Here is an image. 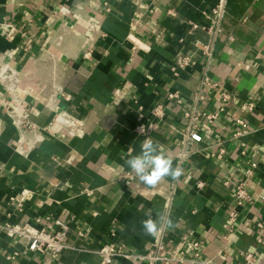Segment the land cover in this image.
I'll list each match as a JSON object with an SVG mask.
<instances>
[{
  "label": "crops",
  "instance_id": "1",
  "mask_svg": "<svg viewBox=\"0 0 264 264\" xmlns=\"http://www.w3.org/2000/svg\"><path fill=\"white\" fill-rule=\"evenodd\" d=\"M217 1L0 0V58L13 51V63L21 69L18 94L33 110L36 126L22 134L5 110L9 94L0 86V222L59 217L69 224L70 244L49 262L2 233L0 264H100L97 250L111 241L142 252L155 236L145 234L141 222L161 214L174 222L166 228L174 244L185 230H194L204 240L203 255L214 264H240L243 251L264 264V226L258 225L264 222V0H228L208 69L211 80L240 102H256L254 111L244 115L249 132L233 137L235 105L230 106L224 120L213 125V138L225 140L224 158L204 148L212 138L201 143L202 149L184 162L170 205L174 180L168 177L149 188L126 164L144 140L135 128L139 114L146 121L155 119L154 106L167 91L179 90L188 102H172L153 137L177 165L174 151L184 127L179 114L190 110L206 64L199 58L175 75L174 60L185 45L190 47L189 21L209 24L205 12ZM25 43L31 44L28 52L22 50ZM202 96L200 110L218 102L212 88ZM57 108L83 119L85 134L73 136L52 124ZM249 159L258 163L249 184L254 201L238 207L232 232L227 212L236 204L223 180L232 170L242 177L240 169ZM197 180L206 186L195 188ZM84 226L90 232L81 238L78 231ZM169 249L176 254L175 246ZM13 250L22 255L10 261L6 255ZM112 264L139 263L117 258Z\"/></svg>",
  "mask_w": 264,
  "mask_h": 264
},
{
  "label": "built area",
  "instance_id": "2",
  "mask_svg": "<svg viewBox=\"0 0 264 264\" xmlns=\"http://www.w3.org/2000/svg\"><path fill=\"white\" fill-rule=\"evenodd\" d=\"M227 3L228 0H218L209 12H205V16L209 19V24L203 25L189 21L190 28L187 37L192 38L189 41L190 47L185 45L186 37L180 38V41L185 46L175 56L174 74L179 75V69H186L196 65L199 58H203L206 64L205 71L200 79L199 92L195 93V96L191 99L190 110L179 114L182 121H184V127L181 131L179 147L174 151V157L177 165L181 167L185 161L202 149L201 143H207L210 138L213 140H209V143L204 148L209 150V153L214 158H224L226 154L225 140L217 134V137L213 138L215 132L213 125L224 120L230 106L235 105V113L233 112L231 116H233L232 119L237 128L232 134L233 137L239 138L249 132L245 128L246 120L244 115L254 111L256 102L251 98L240 102L235 93L220 87L217 82L211 80L208 73V69L216 54V44L223 33V18L227 12ZM168 13L176 15L174 8H169ZM198 33L202 34V37L196 36ZM23 34L25 35V33ZM228 40H233V35L228 36ZM30 48L31 44L25 43L22 50L28 52ZM13 58L12 50L0 58V86L9 94V99L3 101L5 110L23 134L27 130H33L36 126L32 120L33 110L25 104L18 94V89L22 84L21 69L17 64L13 63ZM209 88L216 91L218 102L213 108L200 110L197 108V103L203 97V92L209 90ZM65 97L70 98V95L68 94ZM164 97L152 110L155 119L146 121L144 114L142 112L139 114L140 122L135 128L143 136L144 140L146 138L153 139L158 123L167 118L168 110H172V102H176L178 106H183L188 102L179 90L167 91ZM51 122L66 129L73 136H83L86 132L85 121L64 109L57 108ZM51 127L46 128L50 130ZM213 148L217 150L215 151ZM257 167V161L249 159L246 166L240 169L243 172L242 177H236V170H232L223 180V184L229 188V192L236 204L227 212L228 227L232 232L236 230L238 224V207L254 201L249 191V184L251 176ZM128 175L133 177L131 174ZM181 177L178 180H174L171 185L170 194L167 198L168 205L171 204L172 195L176 192L177 184ZM194 186L197 189H202L206 186V182L197 180ZM16 206L19 210H22V201H19ZM258 225L263 227L264 222H258ZM68 232V222L54 216H47L45 219L36 218L33 222H0V235L5 233L8 236L15 237L18 241L23 242L25 250L40 254L49 262L56 261L61 253L70 247L67 240ZM89 232L90 229L84 226L83 229L78 231V234L83 238ZM172 246H175L176 254L169 253V248ZM203 246V238L198 236L194 230H185L181 234L178 243L174 244L167 237L165 228L153 238L142 252L131 250L125 243L111 241L104 243L97 250V253L101 258L100 264H112L117 258L135 260L139 264H162L173 261L180 264H214L212 258L203 255ZM21 255V250H13L7 253L6 257L10 261H15ZM241 258L240 264H257L256 256L253 252L243 251L241 252ZM81 264L88 263L83 262Z\"/></svg>",
  "mask_w": 264,
  "mask_h": 264
},
{
  "label": "clouds",
  "instance_id": "3",
  "mask_svg": "<svg viewBox=\"0 0 264 264\" xmlns=\"http://www.w3.org/2000/svg\"><path fill=\"white\" fill-rule=\"evenodd\" d=\"M126 164L135 173L139 182L149 188H155L165 178L178 180L183 174L180 165L173 166V157L168 155L162 146L151 138L141 142L140 152L126 160ZM145 234L156 236L165 228H173L174 222L163 214L157 218L148 217L142 222Z\"/></svg>",
  "mask_w": 264,
  "mask_h": 264
}]
</instances>
